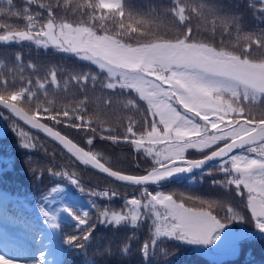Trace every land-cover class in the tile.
<instances>
[{"label":"snow or ice","instance_id":"snow-or-ice-1","mask_svg":"<svg viewBox=\"0 0 264 264\" xmlns=\"http://www.w3.org/2000/svg\"><path fill=\"white\" fill-rule=\"evenodd\" d=\"M190 4L192 0H171L166 6L168 13L184 29L182 35L178 33L171 41L135 46L118 40L110 34V29L103 27L106 21L119 22L120 31L131 35L125 29V21L132 31L137 30V25L150 22L148 18L126 10L122 0H84L83 3L77 0H24L22 10L14 14L26 20L23 30L0 22V30H4L0 41H31L96 66L104 75L103 81L99 75L90 73L74 79L81 88L91 82L93 89L99 84L101 90H106L108 96L101 101L105 110L111 109L114 103L136 113L143 109L144 121L139 134L136 122L129 117L124 135L118 136L110 127L94 125L93 117L88 114L87 97L79 107L61 110L51 101L41 103L31 87L23 84L17 87L7 80H0V109L7 110L31 128L39 129L59 142L76 161L106 174L112 181L142 186L139 198L126 200L130 206L127 214L101 210L95 201H91L98 212L96 222H93L88 211L64 208L63 211L77 224L76 233L66 238V243L72 247L86 250L95 240L96 223L110 226L130 224L136 228L138 222L145 219L152 220L155 230L152 245H156L161 237L204 246L214 243L226 225L243 223L246 216L228 207L226 215L218 218L212 212L215 202L192 196L177 199L175 194L153 193L147 187L203 169L209 162H215V171L223 176L213 183L234 188L235 195L241 198L250 214L255 230L264 238V29L244 32L240 16L221 15L203 0L194 13ZM250 5L255 11L264 13V0H253ZM205 8L207 15L212 17L213 33L217 27L231 32L235 25L237 37L243 35L248 40L242 55L193 39L190 21L193 15H203ZM61 13L64 14L62 17ZM97 25L103 30L98 31ZM254 52L256 58H253ZM50 82L57 84L55 72H52ZM39 88L45 89V84L39 83ZM42 119L84 133L89 146L94 145L97 136L114 145L126 143L137 153L150 156L152 167L144 175L114 170L102 162L99 153L78 147L60 131L42 123ZM19 135L22 148L36 147L29 141L27 132ZM154 145L162 147L154 148ZM189 149L200 152L202 158H188L186 152ZM33 172L35 174L36 169ZM47 172L51 177L67 179L82 193L85 191L75 172L54 168H48ZM59 190L60 187H55L52 192ZM89 195L112 200L119 193L108 189L93 190ZM185 200L198 201L199 207L188 206ZM42 212L48 222L52 221L51 227L56 228V216L43 209ZM247 235L241 234L240 238ZM149 248V243L142 245V255L146 258ZM106 251L110 254V250ZM123 251H129L128 247ZM0 264L13 262L0 255Z\"/></svg>","mask_w":264,"mask_h":264},{"label":"trees","instance_id":"trees-1","mask_svg":"<svg viewBox=\"0 0 264 264\" xmlns=\"http://www.w3.org/2000/svg\"><path fill=\"white\" fill-rule=\"evenodd\" d=\"M77 2L83 3L84 0ZM122 2L126 10L140 14L150 21L146 25H137L135 31L129 29L128 22L125 21V29L131 35L120 31L119 22L106 21L103 27L110 29V34L125 44L135 46L138 43L171 41L178 33L183 34L184 29L179 27L166 10L171 0H122ZM203 2L208 7L215 8L221 15L240 16V25L244 32H259L264 29V13L254 10L250 5L253 0H203ZM192 4L189 7L195 13L200 0H192ZM23 6L24 0H0V16H2L0 22L10 23L15 28L23 30L26 20L22 16H14ZM202 11L203 15H193L190 21L194 40L217 49L223 47L226 51L234 53L242 52V49L248 46V40L243 35L237 37L235 25L231 32L217 27L213 33L212 17L207 15L206 8ZM63 15L60 14L61 17ZM68 16L71 18V13ZM97 30H103L101 25H97ZM3 31L0 30V34H3ZM253 58H256L255 52ZM52 72L56 74L57 84L50 82ZM85 73L99 75L101 81L104 79V75L96 66L81 61L71 54L59 52L53 47L44 48L31 41H0V80H7L9 84H15L17 87L22 84L31 87L41 103L45 100L51 101L61 110L64 107L69 109L79 107L80 102L87 97L88 114L93 117L95 126L110 127L113 134L122 136L131 117L136 122L139 134L144 121L143 109L140 113H136L134 110L122 109L114 103L111 109L105 110L101 101L108 96L106 90H101L99 84L93 89L91 82L86 88H81L76 83L74 77ZM39 83H44L45 89H40ZM0 118L5 127V137L0 139V255L11 260L13 264H39V256L44 254L48 247L43 234L47 235L50 245L59 248L58 264H264V238H261L254 225H250L252 223L250 214L241 203V198L230 196V194L235 195L234 188H223L213 183L214 180L223 178L221 173L215 171L216 163L184 180L148 187V189L153 193L161 191L165 194H175L174 198L177 199L192 196L215 202L212 212L218 218L226 215L228 207H233L235 211L245 215L246 219L243 223L233 222L226 225L229 228L225 226L232 234L238 236L233 240L236 251L232 257L213 261L189 244L164 237L157 239V244L152 245L155 230L151 219L138 222L136 228L130 224L110 226L96 223L95 240L86 250L68 245L66 238L76 233L77 224L71 215L63 211L64 208L78 212L88 211L93 222H96L98 212L97 208L92 207L91 201H95L96 206L101 210L108 209L110 213L127 214L130 206L127 205L126 200L139 198L142 187L120 185L84 168L56 145L32 133L1 110ZM41 122L60 131L85 151L92 150L99 153L103 157L102 162L114 170L144 175L152 167L150 156H146L143 152L137 153L126 143L114 145L110 141L100 140L97 136L94 145L89 146L84 133L65 124H54L50 120L42 119ZM20 132H27L29 141L36 147L22 148ZM186 156L190 159L202 158V154L195 149H189ZM48 168L75 172L85 191L82 193L67 179L51 177L47 172ZM33 169H36L35 174ZM55 187H60V190L53 193L52 189ZM108 189L117 191L119 195L112 200L89 195L93 190ZM185 203L188 206L199 207L198 201L185 200ZM204 207L207 208V205ZM42 209L49 215L56 216V228L51 227L52 221L48 222ZM245 233L248 234L247 237L241 239V234ZM14 240L16 244L11 243ZM144 243L150 245L147 258L142 255ZM125 247H128L129 251L124 252ZM106 250H110V254Z\"/></svg>","mask_w":264,"mask_h":264},{"label":"rangeland","instance_id":"rangeland-1","mask_svg":"<svg viewBox=\"0 0 264 264\" xmlns=\"http://www.w3.org/2000/svg\"><path fill=\"white\" fill-rule=\"evenodd\" d=\"M212 40H214V38H212ZM239 54L242 55L243 53L240 51ZM230 196L233 197L236 195L230 194ZM250 225L253 226L252 223H250ZM226 227H228V226H226ZM228 228H224L221 231L220 234H222V235L213 244H210L207 246L189 244V243H185V244L191 245L197 252L207 256L208 258H210L213 261H219L222 259L232 257L236 251V245L234 244L233 240H236L238 238V236H237V234H232L228 230ZM248 228H250V227H248ZM43 236L47 240L46 243L48 244V247L46 248L45 253L41 254V256H39L38 263L41 264V261H42V264H58V261L60 258L59 248L54 246V245H50V241H49L46 234H43ZM11 243L16 244V241L14 240Z\"/></svg>","mask_w":264,"mask_h":264},{"label":"water","instance_id":"water-1","mask_svg":"<svg viewBox=\"0 0 264 264\" xmlns=\"http://www.w3.org/2000/svg\"><path fill=\"white\" fill-rule=\"evenodd\" d=\"M1 111L7 113L9 116H11L16 122H18L19 124H21L23 127H25L26 129L30 130L31 132L33 133H36L38 135H40L41 137H43L44 139H46L47 141L53 143L54 145H56L59 149H61L64 153H66L71 159H73L76 163H78L79 165H81L82 167L84 168H87L109 180L112 181L111 178L107 177L106 174H103V173H100L98 172V170H95V169H92L91 166H85L83 164H81L79 161H76L74 157L71 156L70 153L67 152L66 149L63 148L62 145L59 144V142L57 141H54L52 140L51 137L47 136L45 133H43L42 131H40L39 129H33L31 128L30 125H26L23 121H20L18 118L12 116L11 113H9L7 110L5 109H0ZM5 137V127H4V124H3V121L1 120L0 118V139H3ZM79 147V146H78ZM215 162H209L208 164L205 165V167L203 169H195L191 172H188V173H183V174H180L178 176H174L172 178H170L169 180L167 181H164V182H161L159 185H162V184H167V183H170V182H175V181H181V180H184L186 179L187 177L195 174V173H198V172H201L203 171L204 169H206L208 166H210L211 164H214ZM114 182V181H113ZM115 183H118L120 185H125V186H130V187H134V188H139V187H142V186H131V185H126V184H122V183H119V182H115ZM159 185H152V184H149L147 187H156V186H159Z\"/></svg>","mask_w":264,"mask_h":264}]
</instances>
